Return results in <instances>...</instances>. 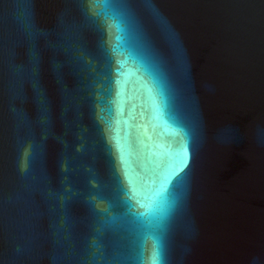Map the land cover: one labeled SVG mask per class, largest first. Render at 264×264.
I'll use <instances>...</instances> for the list:
<instances>
[{"label": "water", "instance_id": "1", "mask_svg": "<svg viewBox=\"0 0 264 264\" xmlns=\"http://www.w3.org/2000/svg\"><path fill=\"white\" fill-rule=\"evenodd\" d=\"M0 264H264V0H0Z\"/></svg>", "mask_w": 264, "mask_h": 264}, {"label": "snow or ice", "instance_id": "2", "mask_svg": "<svg viewBox=\"0 0 264 264\" xmlns=\"http://www.w3.org/2000/svg\"><path fill=\"white\" fill-rule=\"evenodd\" d=\"M184 152L188 155V157H189V159H190V152H189V144H185L184 145ZM187 165H185V167H186ZM181 171H183V169H181ZM177 176H179V173H177ZM180 179H183V177H180ZM169 183H171V180H165L164 181V184L166 185V184H169ZM177 183H179V180H177ZM167 191V188L166 187H164V186H162V189H161V199H164V197H163V193L164 192H166ZM159 255H160V250L159 249H157V250H154V252H153V259L154 260H156L158 257H159Z\"/></svg>", "mask_w": 264, "mask_h": 264}]
</instances>
